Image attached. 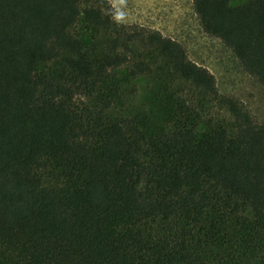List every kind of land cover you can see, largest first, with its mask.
<instances>
[{
  "label": "trees",
  "instance_id": "obj_1",
  "mask_svg": "<svg viewBox=\"0 0 264 264\" xmlns=\"http://www.w3.org/2000/svg\"><path fill=\"white\" fill-rule=\"evenodd\" d=\"M193 6L264 88V0ZM114 15L0 0V264H264V122ZM141 77L155 119L122 109Z\"/></svg>",
  "mask_w": 264,
  "mask_h": 264
},
{
  "label": "rangeland",
  "instance_id": "obj_2",
  "mask_svg": "<svg viewBox=\"0 0 264 264\" xmlns=\"http://www.w3.org/2000/svg\"><path fill=\"white\" fill-rule=\"evenodd\" d=\"M114 14H125L123 24H135L160 31L182 44L188 57L206 67L215 77L221 94L240 101L252 118L264 122V88L247 73L234 53L218 38L205 33L195 13L193 0H109ZM118 77L125 79L122 72ZM149 77L125 81L122 109L155 119L157 107L152 98Z\"/></svg>",
  "mask_w": 264,
  "mask_h": 264
},
{
  "label": "clouds",
  "instance_id": "obj_3",
  "mask_svg": "<svg viewBox=\"0 0 264 264\" xmlns=\"http://www.w3.org/2000/svg\"><path fill=\"white\" fill-rule=\"evenodd\" d=\"M113 18L117 23H120L124 20L125 14L122 11H120L119 9H117Z\"/></svg>",
  "mask_w": 264,
  "mask_h": 264
}]
</instances>
